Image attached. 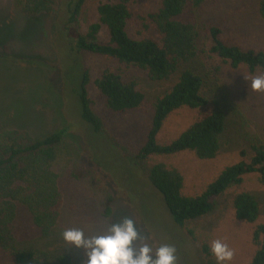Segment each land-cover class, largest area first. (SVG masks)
Returning a JSON list of instances; mask_svg holds the SVG:
<instances>
[{"label":"rangeland","instance_id":"1","mask_svg":"<svg viewBox=\"0 0 264 264\" xmlns=\"http://www.w3.org/2000/svg\"><path fill=\"white\" fill-rule=\"evenodd\" d=\"M69 1L57 0L49 14L25 17L14 8L13 0H0V127L15 125L30 129L35 135L68 130L54 166L63 193L58 224L44 237L31 224L27 212L18 209L17 246L47 252L51 257L48 264H57L54 258L61 254L69 256L71 264H85L84 251L67 245L62 233L80 229L86 237L101 235L111 224L128 217L141 236L135 242L137 248L147 243L154 253L160 245L170 244L176 248L177 264H216L209 251L214 240L233 249L230 264H250L256 251L252 244L253 230L264 224V187L256 175L246 176L239 187L217 198L210 214L179 228L167 213L161 195L138 173L131 178L124 167H130L131 163L133 168L146 169L154 163H163L181 174L183 193L193 196L200 194L225 167L250 159V143L264 135V92L253 91L251 81L264 74L251 75L244 67L232 70L210 55L209 32L211 27H217L227 43L243 50L264 51V21L258 13L257 0H188L183 16L197 31L198 57L191 64L181 65L180 70L192 69L201 75L202 95L220 97L228 105L221 148L212 160H199L190 152H181L136 163L134 157L151 127L153 103L169 90L176 77L157 83L150 81L145 72L120 67L126 78L136 81L145 101L140 109L113 114L106 110L94 80L104 69L119 65L100 56L80 55L83 68L90 73L87 96L103 122L104 135L124 160L121 169L118 157L108 155L105 146L98 143L101 152L96 149L79 116L74 96L66 90L68 49L60 42V35L67 31L65 11ZM105 1L85 0L83 32L96 20L98 4ZM160 1L130 0L132 31L141 28L139 16L156 11ZM100 39H107L104 32ZM193 116L187 109L172 113L158 135V143L167 144L175 139L190 126ZM240 192L257 197L261 210L257 223L235 219L231 199Z\"/></svg>","mask_w":264,"mask_h":264},{"label":"trees","instance_id":"2","mask_svg":"<svg viewBox=\"0 0 264 264\" xmlns=\"http://www.w3.org/2000/svg\"><path fill=\"white\" fill-rule=\"evenodd\" d=\"M56 1L13 0V6L25 17H36L49 14ZM130 3V0L100 2L96 9V20L84 32L82 21H85V17L82 12L85 0H71L66 5L67 31L60 35V42L68 49L65 86L76 100L79 116L96 149L101 152L105 146L108 155L118 157V169L123 168L124 160L116 146L104 135L103 122L94 112L87 96L90 73L82 65L80 55L84 53L119 65L114 69H104L94 80L106 110L113 114L140 109L145 101L136 81L126 78L120 67L145 72L150 81L157 83L176 77L169 90L153 103L151 127L145 143L134 157L136 163L181 152H190L199 160L214 159L220 151L221 137L226 129L228 105L220 97L207 98L202 95L204 81L201 75L192 69L180 70L181 65L191 64L198 57L195 26L183 20L188 0H161L156 11L139 16L142 25L135 31H132L134 16ZM257 6L264 21V0H257ZM102 32L107 36L104 41L100 39ZM209 37L210 55L223 64L232 70L244 67L251 75L264 74L263 50H243L231 45L221 38V30L217 27L210 28ZM181 109L194 113L193 122L169 143L159 144L157 138L165 121ZM67 134V128L35 135L34 131L15 125L0 127V264L49 263L51 257L47 252L17 246L15 222L21 208L27 212L31 224L42 236H48L56 228L63 193L54 166ZM250 151L248 161L241 160L225 167L200 194L193 196L183 193L181 174L163 163H154L146 169L133 168L129 163L130 167L124 169L128 170L131 178L138 173L145 179L161 195L175 225L183 228L210 214L215 200L228 190L239 187L246 176L256 175L259 184L264 187V135L262 139L250 143ZM231 204L237 221L257 223L261 210L255 195L237 193L232 197ZM252 244L256 251L250 264H264V224L254 228ZM54 260L57 264L72 263L66 254L58 255Z\"/></svg>","mask_w":264,"mask_h":264},{"label":"clouds","instance_id":"3","mask_svg":"<svg viewBox=\"0 0 264 264\" xmlns=\"http://www.w3.org/2000/svg\"><path fill=\"white\" fill-rule=\"evenodd\" d=\"M251 89L264 92V76L254 78ZM62 239L84 251L85 264H177L176 248L170 244L160 245L154 253L147 243L137 248L135 242L141 236L128 217L111 224L104 234L86 237L80 229H68L62 233ZM209 251L216 264H230L234 256L233 249L220 240H214Z\"/></svg>","mask_w":264,"mask_h":264}]
</instances>
